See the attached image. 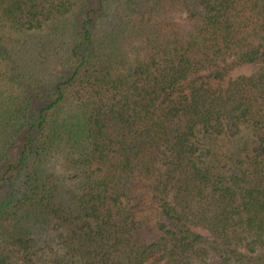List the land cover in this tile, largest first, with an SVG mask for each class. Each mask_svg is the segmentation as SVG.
Listing matches in <instances>:
<instances>
[{"label": "trees", "instance_id": "obj_1", "mask_svg": "<svg viewBox=\"0 0 264 264\" xmlns=\"http://www.w3.org/2000/svg\"><path fill=\"white\" fill-rule=\"evenodd\" d=\"M0 264H264V0H0Z\"/></svg>", "mask_w": 264, "mask_h": 264}, {"label": "rangeland", "instance_id": "obj_2", "mask_svg": "<svg viewBox=\"0 0 264 264\" xmlns=\"http://www.w3.org/2000/svg\"><path fill=\"white\" fill-rule=\"evenodd\" d=\"M257 67L256 64H253V65H244V66H240L238 67L236 70H234L233 72V76H237V75H240V74H249L251 73L253 70H255Z\"/></svg>", "mask_w": 264, "mask_h": 264}]
</instances>
